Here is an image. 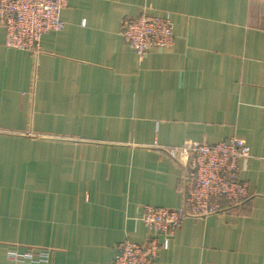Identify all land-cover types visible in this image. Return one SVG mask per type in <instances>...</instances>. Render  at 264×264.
<instances>
[{"label": "crops", "instance_id": "1", "mask_svg": "<svg viewBox=\"0 0 264 264\" xmlns=\"http://www.w3.org/2000/svg\"><path fill=\"white\" fill-rule=\"evenodd\" d=\"M142 13L174 40L139 59L121 24ZM60 19L37 53L0 25V264H113L148 238L144 206H182L163 148L232 137L249 198L185 218L153 264H264V0H67Z\"/></svg>", "mask_w": 264, "mask_h": 264}, {"label": "built area", "instance_id": "2", "mask_svg": "<svg viewBox=\"0 0 264 264\" xmlns=\"http://www.w3.org/2000/svg\"><path fill=\"white\" fill-rule=\"evenodd\" d=\"M67 0H0V25L5 31V45L37 53L43 34L60 31V12ZM136 32L140 34L139 38ZM121 36L139 59L150 49L169 48L173 44L171 24L163 18L142 14L124 19ZM179 154L182 168L180 191L182 206L176 209L144 206L140 221L148 238L142 244L123 240L115 247L113 264H153L187 217L200 218L243 207L249 193L238 178L239 161L250 152L240 140L229 138L219 143L185 144L170 152ZM162 238V242L158 238ZM40 259H10L15 264H51L50 253L40 250Z\"/></svg>", "mask_w": 264, "mask_h": 264}, {"label": "rangeland", "instance_id": "3", "mask_svg": "<svg viewBox=\"0 0 264 264\" xmlns=\"http://www.w3.org/2000/svg\"><path fill=\"white\" fill-rule=\"evenodd\" d=\"M142 14H144V13H142ZM142 14H140V15H142ZM139 15V16H140ZM147 15V14H146ZM138 16V17H139ZM147 16H149V17H156V18H162V17H158V16H152V15H147ZM135 18H137V17H135ZM125 19H132L131 17L130 18H125ZM164 19V18H163ZM168 21V20H167ZM169 22V21H168ZM170 23V22H169ZM171 24V23H170ZM136 35L138 36V37H136V38H139V36H140V34L138 33V32H136ZM141 37V36H140ZM138 57V56H137ZM219 143V142H218ZM187 144H191V143H187ZM199 144V143H198ZM185 145V144H184ZM183 146V145H182ZM179 147H181V146H179ZM176 148H178V147H172V148H167V147H165V148H163L164 150H165V152L168 154V155H170V152L174 149V150H176ZM171 157V156H170ZM173 159L174 160H176L177 161V159L179 160V161H182V158L180 157V155L177 153H175L174 154V157H173ZM173 237V236H172ZM171 237V238H172ZM122 242V241H121ZM133 243V242H132ZM136 244H138V243H136ZM40 250H47V251H49V249H45V248H38V249H36V250H33V249H30V250H28V251H26V252H24V253H18V252H15V251H9V259H10V257L13 259V257H16V258H25V259H27L26 257H28V258H30V259H40V255L41 254H39L40 253ZM49 253H50V251H49ZM36 257H38V258H36ZM11 260V259H10ZM12 261V260H11ZM13 262V261H12ZM50 262H51V254H50ZM52 264V263H51Z\"/></svg>", "mask_w": 264, "mask_h": 264}]
</instances>
